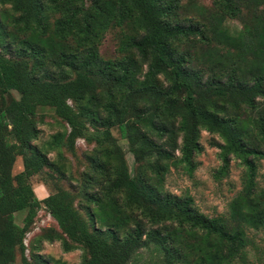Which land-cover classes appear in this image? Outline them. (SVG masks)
I'll return each instance as SVG.
<instances>
[{"label": "trees", "instance_id": "16d2710c", "mask_svg": "<svg viewBox=\"0 0 264 264\" xmlns=\"http://www.w3.org/2000/svg\"><path fill=\"white\" fill-rule=\"evenodd\" d=\"M0 6L9 7L5 26L23 56L0 53V264H13L17 252L21 264H48L35 254L28 260L24 244L41 205L29 181L48 165L32 145L45 109L64 124L54 148L74 153L79 139L95 144L86 180L99 184L84 194L86 219L64 198L50 206L58 233L47 241H59L64 253L81 250L80 264H127L149 244L162 250L164 264H245L247 231L264 228V194L255 190L256 162L264 160V109L257 103L264 102V0H212L208 24L179 21L180 0ZM227 19L241 21V31L231 34ZM112 27L135 35L121 39V57L105 60L99 46ZM190 42L204 53L178 51ZM195 57L203 67L192 66ZM12 91L18 99L7 100ZM247 112L254 116L243 126ZM112 128L133 155L132 175ZM201 131L221 141L218 179L230 160L245 167L243 190L225 216L208 218L192 199L164 190L170 168L193 175ZM18 157L22 170L12 175ZM21 211L19 226L14 216Z\"/></svg>", "mask_w": 264, "mask_h": 264}, {"label": "rangeland", "instance_id": "374dc122", "mask_svg": "<svg viewBox=\"0 0 264 264\" xmlns=\"http://www.w3.org/2000/svg\"><path fill=\"white\" fill-rule=\"evenodd\" d=\"M180 5L181 9L178 16L180 20H178L183 24L194 22L209 23L213 8L212 0H180ZM8 11V6H0V39L3 42V44L0 42V53L8 58H20L23 56H18V49L14 45H11L13 44L11 41L14 40L10 37V31L8 32L5 26V16L8 14ZM224 28L235 35L241 31L242 24L238 19H227L224 22ZM130 35H135L130 28H110L105 33L99 46L102 58L113 60L121 57L123 53H119L118 51L120 43L124 37ZM209 35L212 37L211 33ZM211 46L213 47L215 44ZM218 48L222 49V46ZM178 51H181V53L190 52L193 55L197 51L201 54L204 53L196 42L182 44L178 46ZM194 65L196 67H203L196 57L192 66ZM208 75L209 72L205 71L204 76L207 78ZM160 84L162 89L166 87L161 82ZM183 98V95L177 97L180 101ZM6 99H18V94L12 91L6 95ZM257 103L260 110H263V100L260 99ZM41 113L44 114V118L38 126L40 135L32 145L46 155L48 165L43 168L41 173L36 174L29 181L35 196L41 200V205L34 225L25 236V254L28 260L31 259V255L35 254L45 259L48 264H80L83 258L81 250L64 253L59 241L49 242L45 239L46 237H53L55 233H58L57 223L49 213V208L54 202L59 200L58 198H64L86 219V214L82 210L85 199L84 194L96 193L99 189L98 181L91 182L86 180V176L92 175L90 171L91 160L96 156L97 148L94 143L88 144L82 139L76 141L74 153L69 152L65 148H54L53 137L57 132L63 130L64 124L48 109H45ZM247 116L253 117L254 115H250L247 112V114L241 117L242 122ZM244 124L243 122L242 125L244 126ZM90 133H93L91 128L88 134ZM111 133L116 140V144L121 149L129 173L132 175L135 164L133 155L128 149V144L126 140L120 137L117 128H112ZM177 143H180V139L177 140ZM199 143L203 150L201 153L195 155L193 159L195 165L193 175L189 177L181 169L170 168L168 174L165 176L164 190L178 199H192V207L208 218L225 216L229 213L230 203L243 190L245 167L238 160H230L227 174L218 179L216 173L221 167V161L219 159L220 150L216 144H221L220 139L216 135L201 131ZM178 155V151L174 152L175 157H178ZM21 170L22 161L18 157L13 165L12 175H16ZM255 182L257 194L263 195L264 160L256 162ZM25 215L26 211L16 213L14 216L15 223L21 226ZM247 233L250 245L245 249V264H264V228L258 231L249 229ZM13 264H21L18 252ZM127 264H164L163 252L154 244H149L139 249ZM233 264L242 263L236 261Z\"/></svg>", "mask_w": 264, "mask_h": 264}]
</instances>
